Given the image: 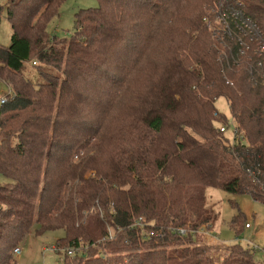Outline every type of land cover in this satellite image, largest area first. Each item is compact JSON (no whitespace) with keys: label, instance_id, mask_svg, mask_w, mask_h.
<instances>
[{"label":"trees","instance_id":"16d2710c","mask_svg":"<svg viewBox=\"0 0 264 264\" xmlns=\"http://www.w3.org/2000/svg\"><path fill=\"white\" fill-rule=\"evenodd\" d=\"M64 1L5 7L0 264L34 227L87 245L64 264H264L239 244L218 263L193 233L215 225L210 187L264 203V0H210L222 36L206 0H98L62 39L48 24ZM220 97L238 136L220 131Z\"/></svg>","mask_w":264,"mask_h":264},{"label":"rangeland","instance_id":"374dc122","mask_svg":"<svg viewBox=\"0 0 264 264\" xmlns=\"http://www.w3.org/2000/svg\"><path fill=\"white\" fill-rule=\"evenodd\" d=\"M206 0L201 4L203 10L208 15L206 27L217 36L223 35V30L227 27V22L223 15L213 13V4ZM8 0H0L3 12L0 17V45L9 46L13 30L10 22L6 18L5 7ZM98 0H65L59 7V15L55 16L48 24L49 34L62 39H71L75 34V14L81 9L96 8ZM220 15L218 18L217 15ZM9 93V88L5 81L0 78V97ZM217 109L226 116L229 125L228 137L232 136L234 120L230 113V106L224 97L216 101ZM76 159V157H75ZM5 182V178L0 175V184ZM207 206L213 211L215 225L205 228L212 233V237L201 235L202 241L212 246L211 253L218 263H221L228 248L232 244H239L245 248L255 250L256 257L264 261V203L256 201L251 194L234 195L225 192L220 188H208L206 191ZM241 214L240 222L232 223L233 219ZM250 225L249 228L245 224ZM35 229V227H34ZM31 230L24 237L17 247L21 253H14L16 264H64L63 254L45 252L46 247L54 246L56 241L63 236L62 230L49 231L38 236Z\"/></svg>","mask_w":264,"mask_h":264},{"label":"built area","instance_id":"2783aa9c","mask_svg":"<svg viewBox=\"0 0 264 264\" xmlns=\"http://www.w3.org/2000/svg\"><path fill=\"white\" fill-rule=\"evenodd\" d=\"M5 100H6V95L0 97V105H2L5 102ZM220 131L223 133H228L229 125L222 124L220 126ZM238 135H239V130L237 127V123L234 121V127L232 128V136L231 137L238 136ZM144 225L145 224H144V221L142 220V218H140L138 221H136L133 224L134 227H140L142 230L144 228ZM245 226H246V228L250 227V225L248 223H246ZM108 231H109L108 237L110 239H112L114 237V232L112 231V228L110 227L108 229ZM175 231L180 235H187L190 230L182 227V228L176 229ZM193 233H198L200 235L204 234V235H208V237H212L211 236L212 233H210V231H208L205 227H203L199 230H193ZM150 235H153V232H150ZM87 250H88V247H87V245H84V244L64 247V246H60L56 242V244L54 246L46 247L44 249V253L45 252H54V253H58L59 255L63 254V258H64L65 255L72 257L76 254L86 253ZM14 253L15 254L21 253V250L17 247V248H15Z\"/></svg>","mask_w":264,"mask_h":264}]
</instances>
